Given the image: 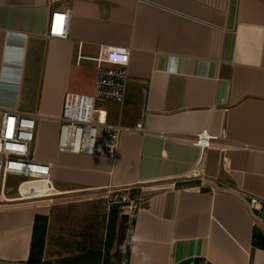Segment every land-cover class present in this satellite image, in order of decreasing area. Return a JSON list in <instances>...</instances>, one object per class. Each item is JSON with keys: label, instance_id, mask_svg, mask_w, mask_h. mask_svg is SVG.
<instances>
[{"label": "crops", "instance_id": "crops-1", "mask_svg": "<svg viewBox=\"0 0 264 264\" xmlns=\"http://www.w3.org/2000/svg\"><path fill=\"white\" fill-rule=\"evenodd\" d=\"M64 9L66 37H49ZM100 45L129 62L123 104L98 108L145 133H122L114 159L58 152L64 96L92 93ZM2 110L38 111L32 158L63 197L0 205V264H27L35 231L41 264H122L125 242L128 264H264V206H248L264 203V0H0ZM202 131L217 140L201 160ZM200 160L203 184L185 179ZM118 189L136 190L131 233L114 214L112 244L88 247Z\"/></svg>", "mask_w": 264, "mask_h": 264}, {"label": "built area", "instance_id": "built-area-1", "mask_svg": "<svg viewBox=\"0 0 264 264\" xmlns=\"http://www.w3.org/2000/svg\"><path fill=\"white\" fill-rule=\"evenodd\" d=\"M69 20L70 10L68 9L51 12L48 24L49 37L64 39L67 35ZM93 61L96 63V77L92 93L90 95L67 93L64 96L61 114L57 119L59 124L57 150L64 153L98 155L114 159L122 133H145L141 120L132 127L108 124L105 111L97 106L102 102L123 104L128 82L129 53L126 48L100 45ZM39 117L38 111L33 114L1 111L0 205L45 199L33 198L28 194L29 187L24 186V183L30 180H41L46 189L53 188L49 175L51 164H41L32 158L35 121ZM216 140L206 131H202L193 136L191 143L199 149L202 160L204 151ZM201 160L194 170L184 177L185 179L196 178L203 184L200 172ZM13 177L24 179L16 185L14 198L8 195L12 190L8 183ZM248 206L251 211L260 212L264 203L249 199ZM135 210H132L131 206L126 214L130 224L128 233L132 231ZM125 243L127 246L130 244Z\"/></svg>", "mask_w": 264, "mask_h": 264}, {"label": "rangeland", "instance_id": "rangeland-1", "mask_svg": "<svg viewBox=\"0 0 264 264\" xmlns=\"http://www.w3.org/2000/svg\"><path fill=\"white\" fill-rule=\"evenodd\" d=\"M187 179H190V178H187ZM23 180H24L23 178H14V177L11 178L9 183H8V186L11 187L12 190L9 191L8 195L15 194V190L14 189H15L16 185L18 183L22 182ZM135 191L136 190H134V192H133L131 190L118 189V190H115V191L107 192L104 195H102V196H104L102 200H104V202H105V207H104V210H103L104 211L103 220L101 221L102 222V226H101L102 228L97 229L95 227L96 232H93L92 234L88 232L86 234V236H88V237L91 236V238H92L88 242L85 241L88 247L91 245L94 249L95 248L98 249L99 248L98 245L100 244L102 249L103 248H107L106 247V241L109 242V237L110 236H109L108 231L106 233V228L105 227H107V229H108V224H109V222H111V219H113V218L115 219L114 214L117 215V217H118V221H117V224H116V229L118 227L117 238H120L122 236L121 235L122 234V232H121V229H122L121 221L125 220V219H121V217L127 218L128 219L127 221L129 223V218H128V216L126 214L129 212L131 206H132V210H135L136 206H137V201L135 200L136 199V192ZM62 197L63 196L60 195V196H55V197H51V198L61 199ZM51 198L37 199V200L45 201L46 199H51ZM107 216H108V218H107ZM96 221H94L93 223L95 224ZM123 222H125V221H123ZM119 223H120V225H118ZM99 226L100 225H98L97 227H99ZM129 226H130V224H129ZM89 227H91V225H88V228ZM59 230H60V228H59ZM66 232H69V231H66ZM114 239H115V237H114ZM78 242H83V239H81ZM50 243L53 244V242H50ZM61 243H63L65 245V246H63V248L69 246V242L68 241L62 240ZM58 244H59V242H58ZM81 245H82V243L75 244L74 245V249H78V250L79 249H83L84 246L82 245V247H81ZM127 247L128 246L124 243V249H122L123 252L122 253L119 252L118 255H117V257H120V259H121L120 262L121 263L123 261L124 252H125ZM57 248H59V250H57V253L55 254V256H61L62 248L59 247V246ZM113 259L115 260L114 257H113Z\"/></svg>", "mask_w": 264, "mask_h": 264}, {"label": "trees", "instance_id": "trees-1", "mask_svg": "<svg viewBox=\"0 0 264 264\" xmlns=\"http://www.w3.org/2000/svg\"><path fill=\"white\" fill-rule=\"evenodd\" d=\"M116 219H111V222H109V236L110 234L112 235V232L115 227V221ZM35 235V236H34ZM33 235V241L31 243V249H30V254H29V259L27 261V264H41V256H42V246H43V239L41 238L42 236L38 233ZM109 245L112 244V241L109 237ZM128 258H129V247L126 248L123 256V261L122 264H128Z\"/></svg>", "mask_w": 264, "mask_h": 264}, {"label": "bare ground", "instance_id": "bare-ground-1", "mask_svg": "<svg viewBox=\"0 0 264 264\" xmlns=\"http://www.w3.org/2000/svg\"><path fill=\"white\" fill-rule=\"evenodd\" d=\"M24 186L29 187L28 194L33 198H49L58 194L54 191V188L48 187V189H46L44 182L41 180H30L27 183H24ZM256 222L260 223L258 220H256ZM262 226L264 227V225Z\"/></svg>", "mask_w": 264, "mask_h": 264}, {"label": "water", "instance_id": "water-1", "mask_svg": "<svg viewBox=\"0 0 264 264\" xmlns=\"http://www.w3.org/2000/svg\"><path fill=\"white\" fill-rule=\"evenodd\" d=\"M257 238L259 239V241H260L261 243L264 244V234H259V236H258ZM114 264H118V263L114 262Z\"/></svg>", "mask_w": 264, "mask_h": 264}]
</instances>
